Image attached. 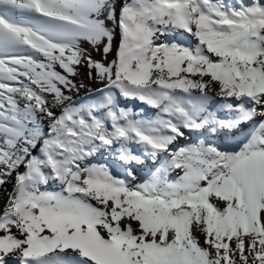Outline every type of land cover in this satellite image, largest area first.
<instances>
[{
	"label": "snow or ice",
	"instance_id": "snow-or-ice-1",
	"mask_svg": "<svg viewBox=\"0 0 264 264\" xmlns=\"http://www.w3.org/2000/svg\"><path fill=\"white\" fill-rule=\"evenodd\" d=\"M0 190V264H264V0H0Z\"/></svg>",
	"mask_w": 264,
	"mask_h": 264
},
{
	"label": "bare ground",
	"instance_id": "bare-ground-1",
	"mask_svg": "<svg viewBox=\"0 0 264 264\" xmlns=\"http://www.w3.org/2000/svg\"><path fill=\"white\" fill-rule=\"evenodd\" d=\"M117 10H119V5H117ZM83 46L86 47V48L88 47L87 44H85V45H83ZM94 55H96V54L94 53ZM96 58L99 59V56L97 55ZM82 78H83V76L80 77V78H78V79H82ZM86 82H87V81H86ZM90 87H94V86L90 84ZM80 95L83 96V95H84V92L81 91ZM77 99H78V98H77ZM181 143H183V142H181ZM95 162H97V163H104V162H105V158H98L97 161H95ZM152 167H153V165L151 164L150 161L147 162L145 165H137V168H138V170L141 172V174H144V173L148 172V170H149L150 168H152ZM174 175H175V174H173V176H174ZM6 187H7V189L10 191V186H6ZM5 198H6V193H5L4 191L0 190V204L3 203V200H4Z\"/></svg>",
	"mask_w": 264,
	"mask_h": 264
}]
</instances>
